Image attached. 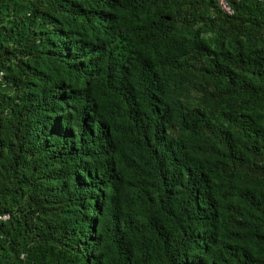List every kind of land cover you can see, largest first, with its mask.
<instances>
[{
    "label": "trees",
    "instance_id": "1",
    "mask_svg": "<svg viewBox=\"0 0 264 264\" xmlns=\"http://www.w3.org/2000/svg\"><path fill=\"white\" fill-rule=\"evenodd\" d=\"M0 0V264H264V0Z\"/></svg>",
    "mask_w": 264,
    "mask_h": 264
},
{
    "label": "built area",
    "instance_id": "2",
    "mask_svg": "<svg viewBox=\"0 0 264 264\" xmlns=\"http://www.w3.org/2000/svg\"><path fill=\"white\" fill-rule=\"evenodd\" d=\"M221 7L229 14H232V10L229 8L225 0H219Z\"/></svg>",
    "mask_w": 264,
    "mask_h": 264
}]
</instances>
